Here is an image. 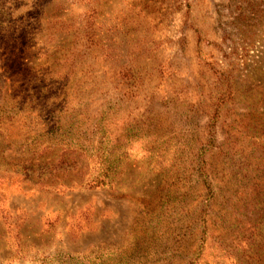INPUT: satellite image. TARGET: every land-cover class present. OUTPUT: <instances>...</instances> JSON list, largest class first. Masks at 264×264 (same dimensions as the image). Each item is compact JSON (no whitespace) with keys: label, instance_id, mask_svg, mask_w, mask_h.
<instances>
[{"label":"rangeland","instance_id":"1","mask_svg":"<svg viewBox=\"0 0 264 264\" xmlns=\"http://www.w3.org/2000/svg\"><path fill=\"white\" fill-rule=\"evenodd\" d=\"M0 264H264V0H0Z\"/></svg>","mask_w":264,"mask_h":264},{"label":"trees","instance_id":"2","mask_svg":"<svg viewBox=\"0 0 264 264\" xmlns=\"http://www.w3.org/2000/svg\"><path fill=\"white\" fill-rule=\"evenodd\" d=\"M203 223V222H202ZM204 224V223H203ZM204 226V225H203Z\"/></svg>","mask_w":264,"mask_h":264}]
</instances>
